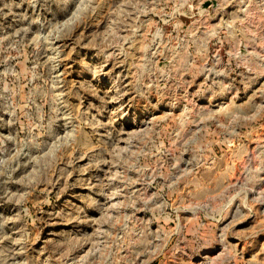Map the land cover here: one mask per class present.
I'll return each instance as SVG.
<instances>
[{"label": "rangeland", "instance_id": "rangeland-1", "mask_svg": "<svg viewBox=\"0 0 264 264\" xmlns=\"http://www.w3.org/2000/svg\"><path fill=\"white\" fill-rule=\"evenodd\" d=\"M0 264H264V0H0Z\"/></svg>", "mask_w": 264, "mask_h": 264}]
</instances>
